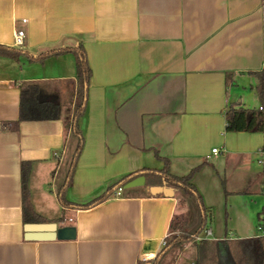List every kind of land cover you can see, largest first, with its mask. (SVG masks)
Instances as JSON below:
<instances>
[{
	"label": "crops",
	"instance_id": "obj_1",
	"mask_svg": "<svg viewBox=\"0 0 264 264\" xmlns=\"http://www.w3.org/2000/svg\"><path fill=\"white\" fill-rule=\"evenodd\" d=\"M16 31L24 33L21 48L13 46ZM0 46L33 58L82 46L91 73L64 206L58 193L75 147L63 127L75 102L74 58L0 57V264H156L177 214L174 195L153 194L145 181L79 206L128 175L161 170L163 160L176 177L195 170L191 184L211 233L204 241L258 236L264 136L226 132L224 112L261 107L253 73L264 72V0H0ZM30 83L58 95L61 118L10 130ZM63 227L74 228V239L54 238ZM199 243L171 264H195Z\"/></svg>",
	"mask_w": 264,
	"mask_h": 264
},
{
	"label": "trees",
	"instance_id": "obj_2",
	"mask_svg": "<svg viewBox=\"0 0 264 264\" xmlns=\"http://www.w3.org/2000/svg\"><path fill=\"white\" fill-rule=\"evenodd\" d=\"M72 54L75 67L76 93L75 102L72 112H67L63 119V127L67 137L75 140V147L72 154V162L68 174V180L58 193L59 201L62 205L68 206L69 203L64 199V193L70 186L71 174L74 165L81 151L83 138L79 129L78 121L84 114V104L86 87L90 79V69L87 64L86 56L82 46L74 49H63L60 51L50 52L40 55L36 58L28 56L19 50L9 49L0 46V57L19 60L25 57L29 63H41L50 57H59L63 54ZM257 76L258 85L256 94L261 103L259 109H244L242 107L229 106L224 112L225 131L228 133H260L264 136V72L253 73ZM61 118V107L56 93L45 91L39 84H25L20 89L18 119L16 122L10 123L8 128L16 130L20 122L28 121H52ZM155 157L160 159L155 152ZM164 167L158 171L142 170L124 177L116 185L111 187L107 192L88 204L79 206L87 208L105 200L112 192L113 188H123L128 181L142 174L145 181L154 186H165L174 191V198L177 200V207L180 206L183 199H188L194 206L196 212V227L193 232L189 233L185 230V222L176 215L170 221L168 235L164 239L162 250L156 255L157 261L161 255L168 253L172 249L181 251L184 246L195 241V238L202 233L204 229V208L200 203V197L191 184L192 175L195 170L183 177H176L168 172L167 161L163 160ZM264 172V168H263ZM25 164H22V209L23 213L30 210V204L27 198ZM264 206L258 217L257 231L258 236L253 239L217 241L208 243L201 241L198 246V258L195 264H264V236L262 234L264 228ZM177 233V234H176Z\"/></svg>",
	"mask_w": 264,
	"mask_h": 264
},
{
	"label": "rangeland",
	"instance_id": "obj_3",
	"mask_svg": "<svg viewBox=\"0 0 264 264\" xmlns=\"http://www.w3.org/2000/svg\"><path fill=\"white\" fill-rule=\"evenodd\" d=\"M64 168H65V165H62L61 173H60L61 175L64 174V171H65ZM59 179H60V176H59ZM176 216L182 219L183 222H185V230L187 232L191 233L194 231L197 220H196V212H195L194 206L191 203V201H189L188 199L186 200L183 199L182 203L178 207ZM199 235L203 236L202 233H200ZM176 253H178L176 249L170 250L168 253L161 255V257L156 261V264H171Z\"/></svg>",
	"mask_w": 264,
	"mask_h": 264
},
{
	"label": "water",
	"instance_id": "obj_4",
	"mask_svg": "<svg viewBox=\"0 0 264 264\" xmlns=\"http://www.w3.org/2000/svg\"><path fill=\"white\" fill-rule=\"evenodd\" d=\"M145 184V178L142 174L137 176L136 178L128 181L126 184L123 185V189H130L135 187H141ZM151 192L156 195H163L166 197H172L174 195V191L171 188L165 186H154L151 188ZM38 226L35 225H26V231H30L32 228H36ZM54 238L57 239H64V240H72L74 239L75 231L72 227H63L57 228L55 231ZM52 238V237H51Z\"/></svg>",
	"mask_w": 264,
	"mask_h": 264
},
{
	"label": "built area",
	"instance_id": "obj_5",
	"mask_svg": "<svg viewBox=\"0 0 264 264\" xmlns=\"http://www.w3.org/2000/svg\"><path fill=\"white\" fill-rule=\"evenodd\" d=\"M23 44H24V33L22 31H16L14 34V37H13V46L15 48H21L23 46ZM212 152L216 153L217 150L214 149V150H212ZM261 154H262L263 159L257 161V164L260 165L263 169L264 168V150H262ZM121 194H122V188L121 187L116 189L113 192V196H115V197H118ZM263 195H264V184H263ZM202 234H203V236L198 235L195 238L196 242H201L203 240H206L210 236L211 233H210V230L205 229V230H203ZM262 234L264 236V228H263ZM164 244H165V242L162 245L164 246Z\"/></svg>",
	"mask_w": 264,
	"mask_h": 264
}]
</instances>
